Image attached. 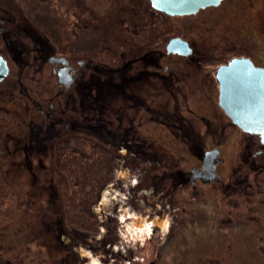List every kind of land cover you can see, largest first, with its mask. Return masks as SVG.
Wrapping results in <instances>:
<instances>
[{
  "label": "flooded vegetation",
  "instance_id": "af4514ba",
  "mask_svg": "<svg viewBox=\"0 0 264 264\" xmlns=\"http://www.w3.org/2000/svg\"><path fill=\"white\" fill-rule=\"evenodd\" d=\"M256 1L259 4L262 2V0ZM254 5L255 0H221L218 5L200 8L196 13L173 16L158 10L151 0H135L127 8L135 15V19L132 18L130 31L132 37H135L133 41L127 42L123 34L116 31V28L122 33L128 30L129 23L124 26V22L119 18L115 27L110 28L106 36L99 39L97 43L90 38L85 42L82 50L69 47L72 45L68 43L66 45L56 43L57 41L54 42L49 37L47 39L46 36L23 38L17 32V28L11 25L8 14L6 12L3 15L0 14V36L4 46L3 48L2 45L0 46V55L7 61L9 67L7 75L0 80V176L2 177L3 174V188L11 185L18 186L17 183L21 182L27 172L42 173L47 168L45 159L49 154L55 162L56 143L59 137L69 131L80 132L97 138L104 149L116 147L125 154L133 150L134 155H140L149 163H156L163 167L159 175L153 177L155 180H152L151 185L142 189L145 194L144 199L139 197L135 200L131 196L130 204L122 205L120 201L108 202L109 198L104 195L100 207L101 220L95 225V232L90 231L86 236L91 248L82 247L81 241H78L80 233L77 232L76 236L72 229L67 231L60 227L59 213L55 218L53 213L51 214L48 221L51 219L52 222L48 224V228L52 226L55 229L56 225L59 237L70 249L73 250L77 246L80 252L89 257L92 251H95L92 260L88 261L87 257L85 264H106L98 243H93L98 240L101 242L102 234H106V243L104 242L103 245H107L110 250H113V247L117 250L115 241L129 239L127 247L129 250L132 249V254L128 258L130 260L126 258L124 262L139 264L138 250L142 248L143 251L146 241H151V238L155 237L156 225H159V222H167V227L169 226L171 216L169 204L173 200L172 196L177 190V188L174 190V187L177 185H181L182 187H179L182 189L193 191L192 197L200 196V192L204 194L206 191L215 194L216 200L222 195L223 199H221L226 201L224 205L229 209L227 215L219 220L222 228L236 230L246 228L242 230L246 233L243 238H257V251L264 257V135L244 130L221 108L230 119V122L223 127L228 126L230 130L239 131L243 138V147L241 152L237 153L238 158L227 160L228 156L221 143L226 137L224 130L215 127L213 120L210 118L207 120L206 117L201 118L202 124L199 130L195 127L197 121L194 118L191 119L194 116L192 108L188 106L186 108V112L191 113V117L181 113V107L178 108L180 101L185 102L183 93L204 95L208 85L212 86V89L214 87L215 95H218L217 105L220 106L222 85L219 72L223 66L229 65L233 60L250 61L255 67L264 69V38L261 36V30L253 32V24L249 22L252 20L251 16L247 15V12L252 13ZM119 7H122V4ZM258 9L260 10L255 11V17L262 21L264 5H258ZM241 10L243 11L237 17L236 13ZM123 11L120 8L119 12ZM203 12L213 13V21L218 25L220 21L227 20L225 28L208 32V37L201 36L196 20H189L188 17L197 16ZM142 13L146 19L145 24L142 22ZM173 18H179L178 21L183 23V27L173 26L174 29L176 28L174 31L171 23ZM207 19L208 17L205 16L204 24ZM87 21L84 24L90 23ZM147 26L148 28L159 26L158 32L163 35V38L154 44L143 43L145 37L153 40L151 32L149 37L137 36L140 33L139 29ZM210 33L213 34L210 35ZM125 40L129 45L128 52L125 50L118 52L117 45H122ZM96 44L99 45V49L94 48ZM28 46L32 48L28 49ZM13 64L16 71H13ZM145 87L158 93L163 91L173 94L171 98L176 102L177 107L175 112H163L165 114L160 115V111L154 110L155 107L152 108L150 104L145 106L144 103L147 100L139 95L145 91ZM75 89L88 94L86 98L90 100H93L91 97L96 96L95 94L109 92L123 91L133 95L135 105L132 109L135 111L137 105H141L140 108L145 107V115L141 116L144 122L139 124H149L158 122L162 118H169L168 121L162 120L172 127L170 128L176 137L183 140L186 147L197 158L198 164H192L186 169H174L179 164L175 153L170 152L167 146L164 149L153 144L140 133L138 124L137 131L133 134L125 127L116 131L112 130L113 134H111L106 131L101 132L105 129L101 126L100 119L92 120L93 117H90L85 120L76 117L62 107V102L60 103V98L64 94L68 102ZM107 102L105 104L112 105ZM136 121L138 122V118ZM120 123L123 124V122ZM175 136L174 138L177 139ZM117 158H120L119 155ZM34 159H37V163L33 162ZM57 167V165L52 166L51 171ZM227 169H229L228 172ZM126 171V169L123 170L122 177ZM226 175L228 181L225 179ZM169 178L173 179V187L171 190L167 189L165 194L159 184H165L164 180ZM131 180V178L126 179L127 183ZM10 181L15 182L11 184ZM139 184L136 181L131 187L130 184L128 187L125 183L124 188L122 184L117 188L124 190L126 195H133L134 192L140 195ZM164 186L166 189L167 185ZM111 191L110 188L107 193ZM166 196L170 198H165ZM150 197L151 200H149ZM165 199H168V203ZM19 200L18 204L22 206L32 205L28 200L26 202V199L24 202ZM157 205L162 206L160 207L162 210L156 213ZM112 219L119 222L116 227L107 225ZM160 228L163 230L161 225ZM108 232L110 236L114 233L116 238L113 242L108 241ZM165 234L167 235V232ZM222 235L230 236L224 231ZM56 237L58 238V235ZM44 260L47 262L46 259ZM45 261L40 259L37 264H46ZM0 264L27 263L16 254L9 257L0 254Z\"/></svg>",
  "mask_w": 264,
  "mask_h": 264
},
{
  "label": "rangeland",
  "instance_id": "374dc122",
  "mask_svg": "<svg viewBox=\"0 0 264 264\" xmlns=\"http://www.w3.org/2000/svg\"><path fill=\"white\" fill-rule=\"evenodd\" d=\"M134 1L0 0V14L3 15L5 12L8 14L11 25L17 28V32L23 38L31 39L36 35L46 36L47 39L51 38L54 42L57 41L56 43L62 45L68 43L72 45L69 47L82 50L85 42L90 38L97 43L99 39L106 36L109 29L115 27V23L119 18L120 21L124 22V26L129 23L128 30L122 33L120 29L116 28V31L123 34V37L128 40L127 42L133 41L135 37H132L130 31L132 29V18L135 19V15L132 11L129 12L127 8ZM263 1L259 4L255 0V5L251 10L252 13L247 12V15L251 16L252 20H249V22L253 24V32L261 30V36L264 38V29H262L264 28V14H262V21L255 17V11L260 10L258 5H264ZM120 4H122V7H119ZM120 8L124 11L119 12ZM242 11L236 13L237 17ZM143 15L142 13V22L145 24L146 19ZM205 16L208 17L206 24L203 23ZM188 18L189 20H196L199 25V32L203 37H208L207 33L217 30V28L224 29L225 23L227 24V20L226 22L223 20L218 25L217 22L213 21L214 14L211 12H203ZM178 20L180 19L173 18L171 21L172 29H174L173 26L183 27V23ZM85 21L90 23L84 24ZM136 21L138 22L137 19ZM158 30L159 26L143 27L139 29L140 33L137 36L139 38L146 35L149 37L150 32L154 33V35L151 34L153 40L147 39V37L143 40V43L150 42L149 44H154L163 38ZM225 31L228 32V30ZM212 34L210 33V35ZM230 35L234 36L235 34ZM0 40V46L2 45L3 48L1 36ZM127 44L126 40L122 45L118 44L117 51L125 50L128 52L129 45ZM27 48L32 47L28 46ZM94 48L99 49V45L96 44ZM108 62L111 61L108 60ZM13 67V71H16L14 64ZM207 89L204 95L183 93L182 96L185 102L180 101L178 108L181 107V113L189 117H191V113L186 112V108L187 106L192 108L194 116L191 119L194 118L197 121L195 127L199 130L201 129L199 126L202 124L201 118L206 117L207 120L208 118L213 120L214 126L225 132L226 137H222L221 143H223L222 148L228 156L227 160L237 159V153H240L243 147L242 135L239 131L230 130L228 126L223 127L227 122H230L228 114L224 113L226 110L221 103V107L217 105L218 95H215L214 87L212 89V86L208 85ZM85 94L82 90L80 92V89H75L72 97H70L72 100L69 99L67 102L64 94L60 98V103L62 102L64 109L80 119L86 120L90 117H93L92 120L100 119L102 121L101 126L105 129L101 132L106 131L113 134L112 130L116 131L125 127L133 134L137 131L138 124L140 133L151 140L153 144L164 149L167 146L170 152L175 153L176 161L179 163L174 168L176 170L186 169L192 164H198L195 155L186 147L181 138L173 134L172 127L164 121H168L169 118H162L164 120L160 119L154 123H146L148 125L139 124L144 122V118L141 116L145 115V107L140 108L141 105H137L135 108L137 113H135L132 109L135 105L132 99L133 95L131 96V94H126L123 91L121 93L109 92L95 94L96 96L91 97L93 100H90L86 98L88 94ZM139 95L147 100L144 103L145 106L150 104L152 108L155 107V111H160V115L161 113L165 114L163 112H175L177 109L176 102L171 98L173 94H167L163 91L158 93L145 87V91ZM106 102L112 105H107ZM119 118L120 121H118ZM137 118L138 122L136 121ZM120 122H123V124ZM56 145L55 162H53L52 155L49 154L45 159L47 168L42 173L40 171L25 173L21 182L17 183L21 186L14 185L15 189L12 185L3 188V174L2 177L0 176V254H3L4 257L16 254L18 258H23L27 264H37L40 259L43 261L46 259L48 262L45 261L46 264H63V261H65V264H85L87 257L88 261H91L95 256V251L91 253L88 250L92 254L89 257V255L80 252L77 246L72 250L59 237L56 225L55 229L52 226L48 228V224L52 222L51 219L48 221L51 214L53 213L52 215L55 218L59 213L60 227L67 231L72 229L75 231L76 236L77 232L80 233L78 241H81L82 247L91 248L86 236L90 231L95 232V225L101 220L100 207L104 195L109 198L108 202L120 201L122 205L130 204L132 201L131 196L135 200H138L139 197L144 199L145 194L142 189L149 187L152 180H155L153 177L159 175V171L163 168L159 164L149 163L146 158L140 155H134L133 150H129L128 154H125L121 153L116 147H106L104 149L97 138L80 132L69 131L59 137ZM117 155H119V159ZM33 162L37 163V159H34ZM55 165L58 167L51 171L52 166ZM125 169L127 170L126 174L122 177L121 174ZM228 171L229 169H227ZM127 173L128 176H126ZM129 178L132 180L127 183L126 179ZM170 178L164 180L165 184H159L165 194L167 189L171 190L173 187V179ZM225 179L228 181L227 175ZM136 181L138 184L140 183L138 185L141 190L139 191L140 195H137V192H134L133 195H126L124 190L117 188L121 184L124 188L125 183L128 187L130 184L131 187ZM14 182L10 181L11 184H14ZM164 185H167L166 189ZM179 186L181 185L174 187V190L176 188L177 190L174 191L173 200L169 204L171 214L169 226L167 227V222H159V225H156L155 237H152L151 241L145 239L147 241L144 250L142 251V248L138 250L139 264H199L201 262L203 264L207 262L209 264H262L264 262L263 255L257 251L258 239L243 238L246 233L242 230L246 228L237 230L222 228V223L219 220L227 215L229 211L228 207L224 205L226 201L222 200V195L216 200L215 194L206 191L204 194L200 192V196L192 197L193 191L182 189V186ZM110 188L112 191L107 193ZM21 193L22 196H20ZM117 197L119 200L116 199ZM20 198L22 200H19ZM23 198L32 205L22 206L20 203L18 204V200L24 202L25 199ZM165 198H170V196ZM149 200H151V197ZM165 201L168 203V199H165ZM163 206L166 207L167 205L163 204ZM160 207L157 205L156 213L158 210H162ZM115 220L108 221L107 225L116 227L119 222ZM160 225L165 231L160 228ZM221 230L228 232L230 236L223 237V231ZM165 232H167V235ZM56 235H58V238ZM107 235L108 241L111 240L110 242H113L116 238L114 233H111L110 236L108 232ZM128 241L129 239L117 240L114 242L117 244V250L114 247L113 250H110L107 245H103L104 242L106 243V234H102L101 242L98 240L93 243H98L103 254L102 257H104L103 261H106V264H126L124 261L126 258H130L132 254V249L129 250L127 247ZM153 260L154 262H152ZM128 264H132V262Z\"/></svg>",
  "mask_w": 264,
  "mask_h": 264
},
{
  "label": "water",
  "instance_id": "95a60500",
  "mask_svg": "<svg viewBox=\"0 0 264 264\" xmlns=\"http://www.w3.org/2000/svg\"><path fill=\"white\" fill-rule=\"evenodd\" d=\"M153 6L171 15L196 13L200 8L218 5L221 0H151ZM7 61L0 55V80L8 73ZM222 107L244 130L264 135V69L250 61L233 60L220 69ZM237 83H233L234 81Z\"/></svg>",
  "mask_w": 264,
  "mask_h": 264
},
{
  "label": "bare ground",
  "instance_id": "6f19581e",
  "mask_svg": "<svg viewBox=\"0 0 264 264\" xmlns=\"http://www.w3.org/2000/svg\"><path fill=\"white\" fill-rule=\"evenodd\" d=\"M233 83H237V81L235 80Z\"/></svg>",
  "mask_w": 264,
  "mask_h": 264
}]
</instances>
